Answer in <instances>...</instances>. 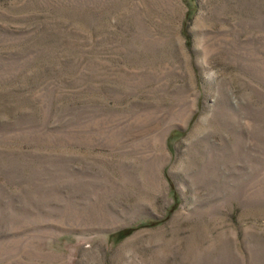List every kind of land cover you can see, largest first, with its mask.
Here are the masks:
<instances>
[{
	"label": "rangeland",
	"instance_id": "1",
	"mask_svg": "<svg viewBox=\"0 0 264 264\" xmlns=\"http://www.w3.org/2000/svg\"><path fill=\"white\" fill-rule=\"evenodd\" d=\"M0 264H264V0H0Z\"/></svg>",
	"mask_w": 264,
	"mask_h": 264
},
{
	"label": "trees",
	"instance_id": "2",
	"mask_svg": "<svg viewBox=\"0 0 264 264\" xmlns=\"http://www.w3.org/2000/svg\"><path fill=\"white\" fill-rule=\"evenodd\" d=\"M130 230L131 229H125V230L119 231L114 236H116V239L118 241H121L122 239H124L130 234Z\"/></svg>",
	"mask_w": 264,
	"mask_h": 264
}]
</instances>
